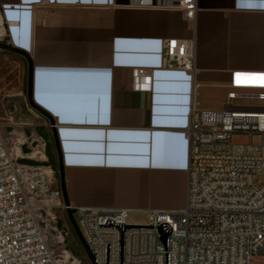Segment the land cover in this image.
<instances>
[{"label": "crops", "instance_id": "crops-1", "mask_svg": "<svg viewBox=\"0 0 264 264\" xmlns=\"http://www.w3.org/2000/svg\"><path fill=\"white\" fill-rule=\"evenodd\" d=\"M135 2L0 0V13L33 62L34 103L55 121L70 205L146 219L185 204L192 105L217 111L231 92H264V0H198L194 23ZM194 37L195 76L164 69L165 44ZM135 68L152 71L151 90H134Z\"/></svg>", "mask_w": 264, "mask_h": 264}, {"label": "built area", "instance_id": "built-area-1", "mask_svg": "<svg viewBox=\"0 0 264 264\" xmlns=\"http://www.w3.org/2000/svg\"><path fill=\"white\" fill-rule=\"evenodd\" d=\"M131 6L181 11L191 23L199 11L198 0H136ZM2 27L5 38L3 22ZM196 51L195 37L182 40L176 51L166 43L162 67L194 77ZM132 81L135 91H149L152 71L135 68ZM236 99L252 105L238 109L233 106ZM255 101L264 102V92H231L227 108L217 111L192 105L185 204L149 209L144 224L129 222L135 212L130 208L67 206L47 164L46 144L32 148L24 134L9 142L0 126V264H83L67 243L69 208L76 210L78 227L92 254L97 253V264H106L107 243L109 264H119V229L100 227L108 219L138 226L168 223L170 264H252V257L264 249V106ZM235 135L248 141L235 143ZM35 157L41 166L24 162ZM160 237L158 228L127 230L125 264H165Z\"/></svg>", "mask_w": 264, "mask_h": 264}, {"label": "rangeland", "instance_id": "rangeland-1", "mask_svg": "<svg viewBox=\"0 0 264 264\" xmlns=\"http://www.w3.org/2000/svg\"><path fill=\"white\" fill-rule=\"evenodd\" d=\"M0 42L8 43L6 37H1ZM27 80L28 64L25 58L0 50V126L2 135L9 142H12L19 138L21 134H24L28 137V145L32 143V148L44 142L48 156L49 145L53 140L52 127L48 119L30 105L27 96ZM233 141L235 143H245L248 141V137L235 135ZM258 141L259 137L255 136L254 142ZM27 151L30 152V149H27ZM24 162L35 167L43 164L40 162L39 157L25 160ZM47 164L52 166L55 172L54 176L58 182V166H53L49 156ZM260 179L261 182H264V177ZM74 216L77 221L78 215L75 214ZM65 221H67L68 225V246L70 245V248H74V254L83 261V264H91L70 222L67 219ZM146 221L147 219L144 216L129 219V222L133 224H144ZM252 264H264V249L252 257Z\"/></svg>", "mask_w": 264, "mask_h": 264}, {"label": "water", "instance_id": "water-1", "mask_svg": "<svg viewBox=\"0 0 264 264\" xmlns=\"http://www.w3.org/2000/svg\"><path fill=\"white\" fill-rule=\"evenodd\" d=\"M0 50H4L13 54H17L25 58L28 64V80H27V96L28 101L30 105L38 111L40 114H42L45 118L48 119L50 122V125L52 127L53 131V137L54 142L56 145V149L59 154V177H60V184H61V190L63 193V199L67 206H70L69 198L66 191L65 186V172H64V166L62 161V156L60 153V145L59 140L56 132V124L53 120L52 116L41 109L39 106H37L33 101V90H34V65L33 62L29 56V54L19 48H16L8 43H2L0 42ZM75 209L69 208L67 211L68 214V220L73 228V230L76 233L77 238L79 239L81 245L84 248V251L88 258L90 259L92 264H97V253L92 254L89 246L87 245L86 241L84 240L81 231L78 227L77 221L75 219ZM100 227H109V228H117L120 231V249H119V264H125V234L126 231L129 229H141V228H158L159 233H161V243L165 246V264H170V251H169V235L172 232V227L168 223H163L160 226H138V225H125L121 223H114V221L108 219L106 224H100ZM110 262V243H107V251H106V264H109Z\"/></svg>", "mask_w": 264, "mask_h": 264}, {"label": "trees", "instance_id": "trees-1", "mask_svg": "<svg viewBox=\"0 0 264 264\" xmlns=\"http://www.w3.org/2000/svg\"><path fill=\"white\" fill-rule=\"evenodd\" d=\"M48 156H49V159L51 160V163L53 164V166H55V167L58 166V170H59V154H58V151L56 149V145H55V142H54V137H53L52 142L49 145ZM58 178L60 179L59 173H58ZM67 240H68V238H67ZM69 248H70V245H69ZM80 248H81V245H80ZM70 249L73 251V253H75V251L73 250L74 248L73 249L70 248ZM80 250H82V249H80Z\"/></svg>", "mask_w": 264, "mask_h": 264}, {"label": "bare ground", "instance_id": "bare-ground-1", "mask_svg": "<svg viewBox=\"0 0 264 264\" xmlns=\"http://www.w3.org/2000/svg\"><path fill=\"white\" fill-rule=\"evenodd\" d=\"M4 35V29L2 27V18L0 17V38Z\"/></svg>", "mask_w": 264, "mask_h": 264}, {"label": "snow or ice", "instance_id": "snow-or-ice-1", "mask_svg": "<svg viewBox=\"0 0 264 264\" xmlns=\"http://www.w3.org/2000/svg\"><path fill=\"white\" fill-rule=\"evenodd\" d=\"M251 6V5H250ZM239 75V74H238Z\"/></svg>", "mask_w": 264, "mask_h": 264}]
</instances>
